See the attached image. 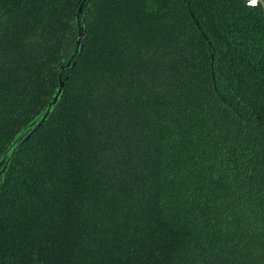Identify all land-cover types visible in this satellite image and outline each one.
<instances>
[{
	"label": "trees",
	"instance_id": "obj_1",
	"mask_svg": "<svg viewBox=\"0 0 264 264\" xmlns=\"http://www.w3.org/2000/svg\"><path fill=\"white\" fill-rule=\"evenodd\" d=\"M0 264H264L263 8L0 0Z\"/></svg>",
	"mask_w": 264,
	"mask_h": 264
},
{
	"label": "snow or ice",
	"instance_id": "obj_2",
	"mask_svg": "<svg viewBox=\"0 0 264 264\" xmlns=\"http://www.w3.org/2000/svg\"><path fill=\"white\" fill-rule=\"evenodd\" d=\"M247 151L246 149H239L234 150V155L232 156L231 160L228 161V166L233 168L235 170L236 168L243 166V160L239 154H236L237 152Z\"/></svg>",
	"mask_w": 264,
	"mask_h": 264
},
{
	"label": "built area",
	"instance_id": "obj_3",
	"mask_svg": "<svg viewBox=\"0 0 264 264\" xmlns=\"http://www.w3.org/2000/svg\"><path fill=\"white\" fill-rule=\"evenodd\" d=\"M245 5L249 7L261 6L264 10V0H244Z\"/></svg>",
	"mask_w": 264,
	"mask_h": 264
},
{
	"label": "water",
	"instance_id": "obj_4",
	"mask_svg": "<svg viewBox=\"0 0 264 264\" xmlns=\"http://www.w3.org/2000/svg\"><path fill=\"white\" fill-rule=\"evenodd\" d=\"M79 11H80V10H79ZM79 37H80V38L83 37V32L80 31V33H79ZM82 44H83V39H81V42L79 43V45H82ZM62 87H63V83L61 82L60 85H59V89H58V91H57V94L55 95V97H54V99H53V103L56 102V100H57V98H58V96H59V94H60V92H61ZM41 122H42V121H41ZM41 122H40L38 125H40ZM34 130H35V128H34ZM34 130H32V132H33ZM32 132H31V133H32Z\"/></svg>",
	"mask_w": 264,
	"mask_h": 264
}]
</instances>
